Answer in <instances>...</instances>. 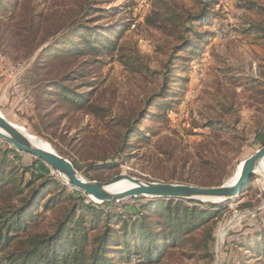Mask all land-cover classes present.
<instances>
[{
  "label": "rangeland",
  "instance_id": "obj_1",
  "mask_svg": "<svg viewBox=\"0 0 264 264\" xmlns=\"http://www.w3.org/2000/svg\"><path fill=\"white\" fill-rule=\"evenodd\" d=\"M86 1L34 0L42 19L38 28L41 38L36 44L22 46L0 30V115L48 144L55 153L57 150L67 155L66 160L95 152L92 150L106 156L116 152L125 129L116 127L115 121L123 119L130 124L149 97L158 93L164 65L180 43V31L174 22L161 21L166 15L155 5V0H112L109 6L101 8L118 14L98 24L118 23L117 31L111 36L114 50L99 56L89 52L65 56L51 71V76L59 79L68 70L82 67L84 77L70 85L83 84L77 92L84 94L89 102L96 101L107 108L108 116L95 117L67 109L56 98L47 109L55 116L65 117L58 124L46 125L52 118L41 120L43 114L39 116L35 109L36 83L45 79V70L40 71V75L35 70L37 47H34L61 33L66 21L73 18ZM163 1L164 10L169 8L180 16L199 12L194 0ZM214 2L208 22L197 29L204 36L200 39L202 42L192 39L194 49H180L173 53L178 55L176 61L170 58L174 78L167 92L158 95L148 106L151 114L148 120L142 119L137 125L129 143V157L116 168L90 173L89 180L82 177L85 169L77 171L85 181L106 182L122 174L154 183L171 180V184H181L177 182L184 178L202 184L223 179L226 184L234 177L238 166L263 146L264 96L258 90L264 84V40L257 33L244 30L248 23H264V0ZM249 3L259 9L247 10ZM152 10L163 12L156 27L145 23L147 16H151V20L155 18ZM123 46L124 51L120 52ZM121 54L125 56L123 61L129 63L119 59ZM249 80H254V87L248 85ZM163 102L171 106L165 112L160 110ZM159 114L162 118L157 120L155 117ZM234 116L238 117L236 123ZM227 124L234 127L227 128ZM3 147L11 148L0 139V148ZM8 158L10 163L6 170L16 165L20 173L21 166H33L37 172L53 175L66 184L44 162L28 154L17 152ZM22 176L24 180L29 178L26 172H22ZM47 194L36 213L43 212L42 203L49 197ZM127 200L132 204L134 198ZM202 203L222 205L213 218L211 260L205 258L201 250L183 245L169 248L172 254L166 256L165 264H239L244 250L237 245L242 238L263 234L264 167L261 173H254L249 189L240 194L239 199ZM243 203L245 206H240Z\"/></svg>",
  "mask_w": 264,
  "mask_h": 264
},
{
  "label": "trees",
  "instance_id": "obj_2",
  "mask_svg": "<svg viewBox=\"0 0 264 264\" xmlns=\"http://www.w3.org/2000/svg\"><path fill=\"white\" fill-rule=\"evenodd\" d=\"M11 1L0 0V30L5 35L10 34L22 46H26V43L36 44L41 38L38 28L42 20L38 4L34 0ZM155 1L158 9L166 15L161 21L174 22L180 31V43L172 50L164 65L158 93L149 97L145 107L130 124L123 119L115 121L116 127L125 129L116 152L106 156L92 150L95 152L68 159L76 171L85 169L82 177L86 180L91 179L90 173L116 168L129 157V143L135 135L137 125L142 119L148 120L151 116L148 106L155 102L158 95L167 92L174 78L170 58L176 61L178 55H174V52L194 49L195 42L192 39L196 43L202 42L200 39L204 36L197 29L208 22L209 10L215 4L214 0H194L199 12L180 16L169 11V8L164 10L163 0ZM111 2L112 0H87L73 18L66 21L61 33L34 47H37L35 70L38 75L45 70V79L41 78L36 83L35 109L39 116L43 114L41 120L52 118L46 125L58 124L65 117L55 116L52 110L47 109L56 102V98L67 109L83 111L95 117L108 116L107 108L96 101L89 102L84 94L77 92L83 84L75 87L70 85V82L84 77L82 67L68 70L59 79L53 78L57 76H51V71L56 62L65 56L72 57L83 52L99 56L105 51L114 50L111 36L117 31L118 23L98 24L103 19L118 14L108 12L106 7L101 8L109 6ZM98 5L101 6L98 8ZM246 9L259 8L256 4L249 3ZM162 13L152 10L155 18L151 20V16H147L146 25L156 27ZM127 25L121 24L123 27ZM244 31L257 33L264 40V23H248ZM121 50L124 51V46L120 48V52ZM124 57L121 54L119 59L125 64L129 63L123 61ZM247 83L250 87L255 86L254 80ZM261 86L258 91L264 96V84ZM170 108L168 102L160 105V110L164 112ZM155 118L160 120L162 115ZM237 119L234 116V123ZM226 126L234 127L228 124ZM263 126L264 123L261 128ZM262 144L264 145V141ZM56 152L61 157H67L60 151ZM15 153L17 151L12 148H0V264H165L166 256L172 254L170 249L183 245L192 248L191 250H201L204 257L211 260L209 246L214 239L213 218L222 205L145 197L134 198L132 204L131 200L95 204L82 192L67 186L53 175L37 172L33 166H21L19 174L16 165L6 170L10 163L8 157ZM22 172L28 174L27 180L23 179ZM253 179L254 174L242 188L241 194L249 189ZM223 182L221 179L202 184L180 178L177 183L218 187ZM165 183L172 182L166 180ZM6 184L9 186L6 187ZM47 191L50 193L47 194ZM45 194L49 197L42 203L43 212L36 213ZM119 209L124 211L120 213ZM262 232L263 234L256 236L253 234L244 237L239 242L237 247L244 250L239 256V264H264V230ZM244 241L247 244H243Z\"/></svg>",
  "mask_w": 264,
  "mask_h": 264
},
{
  "label": "water",
  "instance_id": "obj_3",
  "mask_svg": "<svg viewBox=\"0 0 264 264\" xmlns=\"http://www.w3.org/2000/svg\"><path fill=\"white\" fill-rule=\"evenodd\" d=\"M19 127L11 124L0 115V139L17 152L28 154L44 162L68 186L82 192L95 202H120L137 197L185 199L195 202H228L239 199L242 188L250 181L259 163L264 160V145L243 161L238 178L233 184L218 187H196L183 184L145 182L128 175L119 174L106 182H87L75 170L72 164L53 150L47 152L31 145L20 132ZM120 182H127L131 188L111 193L108 188Z\"/></svg>",
  "mask_w": 264,
  "mask_h": 264
},
{
  "label": "bare ground",
  "instance_id": "obj_4",
  "mask_svg": "<svg viewBox=\"0 0 264 264\" xmlns=\"http://www.w3.org/2000/svg\"><path fill=\"white\" fill-rule=\"evenodd\" d=\"M20 132H22V134L27 138L28 142L35 146L36 148H39L41 150L47 151V152H51V148L48 144H46L45 142L29 135L28 133L24 132L22 129H20ZM263 167H264V160L262 162L259 163V166L256 168L255 173H261L263 171ZM240 169H241V165L238 166L234 177L230 180V182L228 184H233L236 179L238 178V175L240 173ZM64 180V179H63ZM65 181V180H64ZM131 188V185L127 182H120L116 185H113L111 187L108 188V191L111 193H119V192H123L127 189Z\"/></svg>",
  "mask_w": 264,
  "mask_h": 264
}]
</instances>
